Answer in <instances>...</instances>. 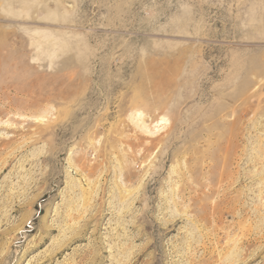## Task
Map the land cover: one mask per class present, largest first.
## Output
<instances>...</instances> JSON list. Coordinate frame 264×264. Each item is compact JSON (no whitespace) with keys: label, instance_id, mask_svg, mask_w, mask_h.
<instances>
[{"label":"rangeland","instance_id":"374dc122","mask_svg":"<svg viewBox=\"0 0 264 264\" xmlns=\"http://www.w3.org/2000/svg\"><path fill=\"white\" fill-rule=\"evenodd\" d=\"M0 264H264V0H0Z\"/></svg>","mask_w":264,"mask_h":264},{"label":"bare ground","instance_id":"6f19581e","mask_svg":"<svg viewBox=\"0 0 264 264\" xmlns=\"http://www.w3.org/2000/svg\"><path fill=\"white\" fill-rule=\"evenodd\" d=\"M138 114L140 116L141 113L138 112ZM166 121L167 120L164 117H161L159 120H157L155 122L154 126H153V131H152V129L149 126H146L145 123H144V121H143L142 128L141 129H144V131H147L150 134L151 133L154 134V133L158 132V130L160 129L161 125H163L164 123H166Z\"/></svg>","mask_w":264,"mask_h":264}]
</instances>
